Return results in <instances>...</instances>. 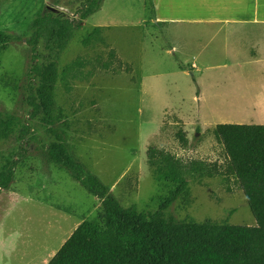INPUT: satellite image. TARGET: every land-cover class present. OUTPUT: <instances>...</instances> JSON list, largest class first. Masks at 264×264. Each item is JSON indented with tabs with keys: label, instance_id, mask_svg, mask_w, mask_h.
<instances>
[{
	"label": "rangeland",
	"instance_id": "obj_1",
	"mask_svg": "<svg viewBox=\"0 0 264 264\" xmlns=\"http://www.w3.org/2000/svg\"><path fill=\"white\" fill-rule=\"evenodd\" d=\"M83 1L0 0V30L24 39L0 44V125L16 114L32 126V133L22 145L25 153L14 179L0 196V264H48L75 226L95 218L101 209L99 198L68 171L48 161L44 146L54 138L37 118H30L26 101V72L31 60L26 39L33 32L38 12L52 8L73 17ZM96 26L104 28L108 46L82 44L83 35ZM213 43L214 48L221 44L216 38ZM110 47L133 63L134 73L115 75L100 70L90 81L76 82L69 93L59 84L57 99L71 123L66 138L75 154L124 206L136 205L140 210L154 212L172 186L155 180L147 165V146L155 142L179 156L221 159L222 149L214 137L200 140L201 135L217 125L214 110H219V103L232 108L243 106L245 110L249 104L239 93L244 88L234 87L241 85L238 75V79L233 74L212 75L203 70L204 63L200 61L197 69V60L191 54L182 58L171 52L164 27L150 19L145 0H104L102 9L85 21L62 55L61 67L78 56L106 55ZM180 63L193 65L195 70H182ZM248 75L254 81L244 83L256 107L251 112L244 110V114L259 121L247 123L264 124V73L251 70ZM225 77L232 92L238 94L233 105L225 102L231 91L219 93L216 100L217 88L226 85L222 82ZM176 118L185 124L191 139L188 150L181 149L174 140L171 124ZM20 149L15 136L0 143V153ZM219 180L206 178L204 183H192L193 205L186 209L177 201L168 211L181 220L191 217L203 222L211 218L255 225L256 218L243 190L237 187L229 193Z\"/></svg>",
	"mask_w": 264,
	"mask_h": 264
},
{
	"label": "trees",
	"instance_id": "obj_2",
	"mask_svg": "<svg viewBox=\"0 0 264 264\" xmlns=\"http://www.w3.org/2000/svg\"><path fill=\"white\" fill-rule=\"evenodd\" d=\"M103 4L104 0H84L73 17L52 8L40 10L33 32L26 39L31 50L26 101L30 118H37L54 138L44 146L47 159L101 200L97 216L83 220L48 264H264V124L219 123L207 128L200 140L214 137L223 153L216 160L179 156L165 146L150 143L146 150L148 167L155 180L172 186L154 212L140 210L136 205L124 206L70 148L66 135L71 123L58 102V85L62 84L69 93L76 82L90 81L100 70L115 75L134 73L133 63L112 47L106 55L78 56L61 67L62 55L85 21ZM145 8L150 19L156 21L155 0H145ZM103 32L102 26L94 27L83 35L82 44L108 46ZM23 40L0 30V44ZM179 66L195 70L193 65ZM171 127L177 145L188 150L191 139L185 124L176 118ZM31 133V124L16 114L0 125V143L15 136L21 145L20 151L0 153V195L10 187L25 153L22 145ZM206 178H219L229 193L237 187L243 190L256 224H232L211 218L203 222L191 217L181 220L168 211L177 201L190 208L195 201L192 183H204Z\"/></svg>",
	"mask_w": 264,
	"mask_h": 264
},
{
	"label": "crops",
	"instance_id": "obj_3",
	"mask_svg": "<svg viewBox=\"0 0 264 264\" xmlns=\"http://www.w3.org/2000/svg\"><path fill=\"white\" fill-rule=\"evenodd\" d=\"M155 5V24L164 27L172 46L170 51L182 58L191 54L197 60V63H194L197 69L201 66L199 61L202 62L204 58L211 60L213 54H216L221 61L204 63L203 70L212 75H238L240 87L244 88L241 97L249 104L245 111H253L256 104H251L252 95L246 86L254 81L248 75L251 70L264 73V0H155ZM194 31H207L212 35L206 38L200 32L195 35ZM215 38L220 40L221 44L214 48ZM230 58L234 61H228ZM240 59L245 62H239ZM211 79L215 81V77ZM246 80L249 81L245 85ZM222 82L226 85L217 88L216 100L220 97L219 93L232 92L226 77ZM227 95L226 104L233 105L234 96ZM250 117L245 113L241 118L225 117L214 120L218 123H247L249 120L259 122L258 119Z\"/></svg>",
	"mask_w": 264,
	"mask_h": 264
},
{
	"label": "bare ground",
	"instance_id": "obj_4",
	"mask_svg": "<svg viewBox=\"0 0 264 264\" xmlns=\"http://www.w3.org/2000/svg\"><path fill=\"white\" fill-rule=\"evenodd\" d=\"M198 32H200V34L206 38H209L212 35L211 32H207V31H194V34L198 33ZM195 48H198V47H195ZM220 60H221V58H217V55L213 54V58H211V60L203 59L202 62L203 63H208V62L211 63V62H217ZM234 76H236V75H234ZM236 77L231 76L229 78H231L233 81H235ZM237 79H238V77H237ZM235 87L236 88H242V87H240V85L235 86ZM239 93L241 95H243V91L241 89H240ZM220 94H222V93H220ZM223 94H227V93H223ZM237 95L238 94L236 92L230 93V96L236 97ZM218 108H219V110H217V108H215V110H214V116L216 118H225V117L241 118L244 115V110H245L244 107H235V108H232L231 106L227 107L224 105V103H219Z\"/></svg>",
	"mask_w": 264,
	"mask_h": 264
}]
</instances>
